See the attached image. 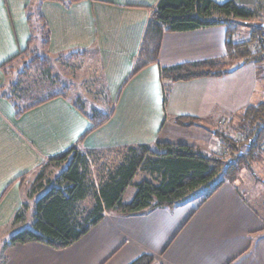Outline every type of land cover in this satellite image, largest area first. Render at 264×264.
<instances>
[{"label": "crops", "instance_id": "crops-1", "mask_svg": "<svg viewBox=\"0 0 264 264\" xmlns=\"http://www.w3.org/2000/svg\"><path fill=\"white\" fill-rule=\"evenodd\" d=\"M158 1L0 0V264H129L144 253L154 255L156 264H264V192L251 195L245 187L244 193L240 183L247 182L241 174L208 198L196 194L172 208L136 215L107 213L64 249L35 241L3 245L23 228L12 224L24 196L19 176L31 174L45 159L75 145L83 150L156 142L199 146L189 136L177 138L198 127L212 136L213 123L264 100V68L254 63L222 76L162 81V67L224 57L223 25L166 32L158 62L131 76L151 7ZM233 1L253 7L258 0ZM29 11L41 14L48 25L53 72L61 61L79 62L69 60V52L88 50L83 63L97 68L100 89L114 103L109 120L90 133L93 123L73 105L71 95L17 114L3 93L8 80L2 65L29 47L32 35L31 46L41 44L40 33L28 22ZM61 82L70 89L74 83ZM180 116L193 118V124H177ZM260 158L251 170L257 169L263 190L264 154Z\"/></svg>", "mask_w": 264, "mask_h": 264}, {"label": "trees", "instance_id": "trees-1", "mask_svg": "<svg viewBox=\"0 0 264 264\" xmlns=\"http://www.w3.org/2000/svg\"><path fill=\"white\" fill-rule=\"evenodd\" d=\"M54 1L70 4L76 0ZM151 8L131 76L158 62L166 32L217 25L227 29L226 55L219 59L162 67V81L222 76L248 63L264 65V22L256 21L248 38L234 40L240 23L258 20L264 14V0H258L253 7L233 0L222 3L214 0H159ZM28 22L41 35L40 47L31 46L34 42L32 35L30 46L2 65L8 80L2 90L13 101L17 114L52 98H68L70 95V88L55 75L50 64L47 51L49 28L45 19L39 13L29 11ZM87 52L83 49L69 53L74 57ZM167 87L164 83L166 94ZM105 99L114 105L108 95ZM71 100L93 123L88 133L107 122L113 112L114 106L108 111L88 110L80 98ZM237 116L240 120L235 122ZM193 121V118L180 116L176 123L190 126ZM226 123L227 130L213 131L220 148L211 154L201 152L196 144L156 142L87 150L75 145L45 159L31 174L27 172L19 176L21 184L31 178L23 186L22 205L12 224L24 225L30 209H34L33 222L11 234L3 245L35 241L54 249H64L87 234L107 213L136 215L147 209L172 208L205 187L209 189L205 195L208 198L223 184L233 183L241 168L251 169L264 154V100L248 105L238 114H231ZM241 133L243 137H238ZM139 172L149 174L150 178L134 182ZM133 184L136 191L126 202L124 195ZM155 262L154 255L144 253L129 264Z\"/></svg>", "mask_w": 264, "mask_h": 264}, {"label": "rangeland", "instance_id": "rangeland-1", "mask_svg": "<svg viewBox=\"0 0 264 264\" xmlns=\"http://www.w3.org/2000/svg\"><path fill=\"white\" fill-rule=\"evenodd\" d=\"M256 21L258 22H264V14L262 16H260V18L258 20H248L246 21V23H240V28L239 31L237 32V34L234 36V40H242V39H246L249 36L250 30L252 28V26L256 23ZM252 48L254 49L255 47L252 46ZM69 60L72 59H76V61L79 60V62H65V64H62V61L59 62V64H57L54 67V72L55 75L59 76L60 79H62L63 82H65L66 84H68L69 80H73V84H72V88L69 89V94L72 96L73 99H81L82 102L84 103V105L86 106V108L88 110H92V109H101L103 111H108L110 110L114 105H110L106 102V90L104 89H100L101 86H103V82L101 81V79L98 77L99 73L97 72V68L95 70L92 69V66H90L89 64H84L83 61L86 60L85 56H68ZM79 57V58H78ZM71 63V64H69ZM264 68V65H261ZM264 73V71H263ZM98 74V75H97ZM35 76H37L35 74ZM38 77V76H37ZM45 84H47V82H45ZM50 84V83H49ZM48 86V84H47ZM42 88V87H41ZM102 88V87H101ZM104 88V86H103ZM34 90V89H33ZM239 119V117L237 116L236 119L234 120L235 122H237ZM227 120L223 121V122H215L212 124L211 129L213 131L215 130H220V129H224L227 130ZM201 130L198 129H194V131H184L186 133H184L183 135H181V137L177 138V139H183V137L189 136L191 139H197L199 141V148L201 150V152L205 153V154H211L213 152H217L219 151V140L218 138L213 134V131L210 132L212 133V136L209 135V133L205 134L203 131V128L198 127ZM210 139V140H209ZM114 159V158H113ZM261 159L260 157L257 159L259 160ZM246 169V170H244ZM254 170H251L249 168L243 167L240 170V174L242 176V178L246 179L247 183H240V189H242L245 192V187L249 188L250 191H248V194L250 192L251 195H254V193H261L264 192V188L263 190L261 189V185L258 181H260L261 177L257 172L256 168H253ZM244 170V171H243ZM243 171V172H242ZM239 174V175H240ZM31 176L26 178L24 180V186H26L29 183ZM149 179L150 175L145 173V172H139V174L136 175V177L134 178V182H138L142 179ZM136 191V187L135 185H130L127 190L126 193L124 195L125 199H130V197H133L134 193ZM209 191L208 187L202 188L198 191L197 195L200 194H207V192ZM196 195V194H195ZM33 212L34 209H30L28 211V217L25 221V224L23 226L27 227L30 226L33 222ZM4 236V235H3ZM156 264V262L154 263Z\"/></svg>", "mask_w": 264, "mask_h": 264}, {"label": "built area", "instance_id": "built-area-1", "mask_svg": "<svg viewBox=\"0 0 264 264\" xmlns=\"http://www.w3.org/2000/svg\"><path fill=\"white\" fill-rule=\"evenodd\" d=\"M222 122V121H221ZM238 137H243V133H241V134H239V136ZM237 140H238V138H236ZM263 147H264V143H263V145H262Z\"/></svg>", "mask_w": 264, "mask_h": 264}]
</instances>
